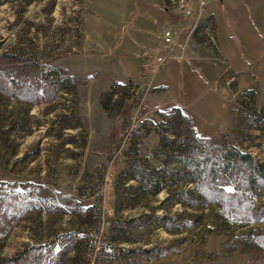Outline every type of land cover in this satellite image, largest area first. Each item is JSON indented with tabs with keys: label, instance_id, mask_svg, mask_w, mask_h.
<instances>
[{
	"label": "rangeland",
	"instance_id": "obj_1",
	"mask_svg": "<svg viewBox=\"0 0 264 264\" xmlns=\"http://www.w3.org/2000/svg\"><path fill=\"white\" fill-rule=\"evenodd\" d=\"M161 5L0 0V264H264V186L246 162L222 204L181 203L197 198L184 179L147 182L177 164L162 136L264 164V0L211 1L217 46L191 41L146 74Z\"/></svg>",
	"mask_w": 264,
	"mask_h": 264
},
{
	"label": "trees",
	"instance_id": "obj_2",
	"mask_svg": "<svg viewBox=\"0 0 264 264\" xmlns=\"http://www.w3.org/2000/svg\"><path fill=\"white\" fill-rule=\"evenodd\" d=\"M52 74L60 87L75 86L71 76L60 75L56 69L52 70ZM178 137L171 139L162 136L161 138L162 143L165 142L166 145L169 144L177 149V164L171 166L169 172H166L164 168L151 170L153 172L147 177L151 193L155 194L175 184L179 179H184L195 186L197 198L195 200L180 199L181 203L215 202L218 204L221 202L222 204V200L224 203L229 194L220 185H223L228 176H232L234 167H238L240 171V165L244 162L247 163L249 172L242 174V176L246 177L248 185L259 189L264 186V164L252 158L250 154L239 152L236 148H230L231 150L227 153L206 159L202 155H197L190 148L193 142L199 141L195 135H178ZM232 158L236 163L232 162ZM186 193L192 194L191 191ZM159 218L163 219L165 216H159ZM17 257L18 255L11 259Z\"/></svg>",
	"mask_w": 264,
	"mask_h": 264
},
{
	"label": "built area",
	"instance_id": "obj_3",
	"mask_svg": "<svg viewBox=\"0 0 264 264\" xmlns=\"http://www.w3.org/2000/svg\"><path fill=\"white\" fill-rule=\"evenodd\" d=\"M211 1L216 0H162V6L170 15L168 25L158 34L161 46L148 49L143 71L153 74L158 66L170 60L187 58L191 41L217 46L215 21L206 12Z\"/></svg>",
	"mask_w": 264,
	"mask_h": 264
},
{
	"label": "crops",
	"instance_id": "obj_4",
	"mask_svg": "<svg viewBox=\"0 0 264 264\" xmlns=\"http://www.w3.org/2000/svg\"><path fill=\"white\" fill-rule=\"evenodd\" d=\"M120 2H121V0H120ZM162 6V5H161ZM163 7V6H162ZM160 14L161 15H166L167 16V18H168V21L170 20V15H169V13L167 12V11H165L164 10V8H161V11H160ZM166 26V25H165ZM164 26V27H165ZM163 27V28H164ZM163 28H161L160 30H158V34L161 32V30L163 29ZM193 42H195V44H199V43H202V42H200V41H193ZM195 55V52H193L191 49H189V58L190 57H192V56H194ZM120 58V57H119ZM140 62L141 61H139V64H140ZM138 65V63L136 64V63H128V65L127 66H129V67H126V69L127 70H129V69H136V66ZM182 66V65H181ZM124 70V71H122V73L121 74H123V77H120V78H117L118 80H120V81H124V78L126 79V78H128V75L129 74H131V73H129V71H127V70ZM131 72H132V74H133V71L131 70ZM125 76V77H124ZM114 77H116V76H114Z\"/></svg>",
	"mask_w": 264,
	"mask_h": 264
}]
</instances>
